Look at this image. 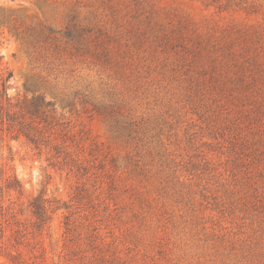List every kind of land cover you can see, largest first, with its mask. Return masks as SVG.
<instances>
[{"label": "rangeland", "instance_id": "obj_1", "mask_svg": "<svg viewBox=\"0 0 264 264\" xmlns=\"http://www.w3.org/2000/svg\"><path fill=\"white\" fill-rule=\"evenodd\" d=\"M0 53L69 152L0 140L45 264H264V0H0Z\"/></svg>", "mask_w": 264, "mask_h": 264}, {"label": "trees", "instance_id": "obj_2", "mask_svg": "<svg viewBox=\"0 0 264 264\" xmlns=\"http://www.w3.org/2000/svg\"><path fill=\"white\" fill-rule=\"evenodd\" d=\"M73 37L70 29L65 31ZM13 72L4 66L0 53V140L24 138L36 149L55 151L54 157L69 155L64 142L52 137L57 104L43 95L29 99L9 92ZM0 184V256L8 264H45L44 232L52 215L61 209L42 195L33 197L27 206L21 200L24 185L15 172H6ZM16 196V197H15ZM68 218V217H67ZM69 229L70 220L66 221Z\"/></svg>", "mask_w": 264, "mask_h": 264}]
</instances>
